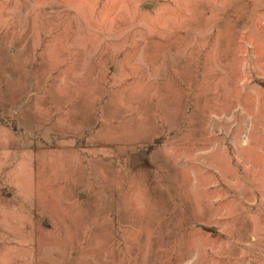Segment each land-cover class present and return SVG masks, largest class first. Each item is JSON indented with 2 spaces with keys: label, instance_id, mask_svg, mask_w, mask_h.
Here are the masks:
<instances>
[{
  "label": "rangeland",
  "instance_id": "rangeland-1",
  "mask_svg": "<svg viewBox=\"0 0 264 264\" xmlns=\"http://www.w3.org/2000/svg\"><path fill=\"white\" fill-rule=\"evenodd\" d=\"M0 264H264V0H0Z\"/></svg>",
  "mask_w": 264,
  "mask_h": 264
}]
</instances>
